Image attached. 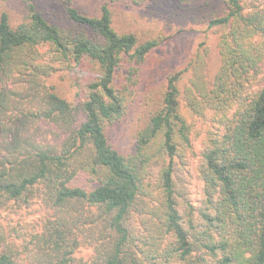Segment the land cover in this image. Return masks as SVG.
<instances>
[{"label":"trees","instance_id":"trees-1","mask_svg":"<svg viewBox=\"0 0 264 264\" xmlns=\"http://www.w3.org/2000/svg\"><path fill=\"white\" fill-rule=\"evenodd\" d=\"M58 1L48 10L22 0L18 22L0 13V211L36 198L52 210L17 236L0 220V264H264L261 0H223L226 11L207 25L219 35L212 82L201 49L167 71L131 148L116 128L170 37L116 26L110 0L94 13ZM59 65L90 74L79 100L48 82ZM185 111L206 127L197 203L178 168L192 145ZM155 145L163 158L157 208L148 205ZM83 247L92 249L88 260L78 257Z\"/></svg>","mask_w":264,"mask_h":264},{"label":"rangeland","instance_id":"rangeland-1","mask_svg":"<svg viewBox=\"0 0 264 264\" xmlns=\"http://www.w3.org/2000/svg\"><path fill=\"white\" fill-rule=\"evenodd\" d=\"M102 1L104 0H74L82 10L89 13L96 12ZM37 2L48 10L60 8L58 0H37ZM110 2L116 26L134 29L143 38L156 35L170 37L157 53L153 54L155 59L153 71H149L148 76L140 83L139 97L136 96L138 98H135L128 116L118 125L117 130L115 129L120 132L118 138L127 142L131 148L138 130L144 125L150 112L159 104L167 71L183 68L195 56L197 49H201L205 78L212 82L220 68L217 47L219 35L207 25L211 17L222 15L226 11V5L223 0H110ZM261 4H264V0H261ZM23 8L22 0H0V13L4 10L8 11L14 22L21 19ZM59 66L61 69L49 77L48 82L55 84L61 94L69 100H79L81 91L79 84L82 85L90 74L82 76L79 66L76 68ZM185 84L186 79L183 81V86ZM187 118L191 124L192 145L184 148L185 157L178 158V168L186 196L197 203L203 186L198 168L206 127L199 120L193 122V118L188 114ZM113 133L114 130H110L109 136ZM38 138L44 137L38 136ZM150 154L153 156L148 174L150 182L148 190L151 192L148 205L157 208L159 201L156 195H158L163 158L157 151V145L152 148ZM51 212L52 210L41 198H36L28 205L14 203L2 209L0 220L10 233L17 236L22 232L39 229ZM137 220L140 218L136 219V223ZM92 254L90 247H83L78 257L88 260Z\"/></svg>","mask_w":264,"mask_h":264}]
</instances>
